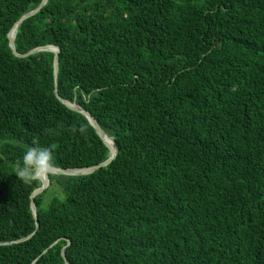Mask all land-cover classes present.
Masks as SVG:
<instances>
[{"label":"trees","instance_id":"trees-1","mask_svg":"<svg viewBox=\"0 0 264 264\" xmlns=\"http://www.w3.org/2000/svg\"><path fill=\"white\" fill-rule=\"evenodd\" d=\"M40 2L0 0V242L36 228L33 140L63 169L110 156L54 52L9 47ZM49 44L117 152L48 176L0 264H65L67 239L69 264H264V0H47L14 47Z\"/></svg>","mask_w":264,"mask_h":264},{"label":"water","instance_id":"water-1","mask_svg":"<svg viewBox=\"0 0 264 264\" xmlns=\"http://www.w3.org/2000/svg\"><path fill=\"white\" fill-rule=\"evenodd\" d=\"M47 2V0H41V2L38 4L37 7H35L34 9L30 10L29 12L23 14L15 23L14 25L11 27V29L9 30V32L7 33V37H8V44H9V47L11 48L13 54L17 55V56H21V57H25L29 54H32V53H35L37 51H40V50H51L54 52V56H53V80H54V94L55 96L61 101L63 102L64 104H66L69 108L73 109V110H76L80 113H82L83 115L86 116V118L89 120V122L92 124V126L94 127V130L95 132L98 134V136L102 139V141L104 142V144L108 147L109 151H110V156L104 160L103 162L99 163V164H96V165H92V166H88V167H75V168H66V169H63V168H60V167H56L57 171L56 173L58 174H64V175H82V174H88L92 171H94L95 169L103 166V165H106L108 163H110L112 161V159L115 157L116 155V152H117V149L113 143V145H109L106 141V134L104 133V131L101 129L100 125L98 124L97 120L88 112L86 111L85 109H83L81 106H79L78 104H76L75 102H69L67 100H64L62 99L61 97L58 96V93H57V58H58V47L56 45H52V44H49V45H44V46H37V47H34L28 51H26L25 53H18L14 47V36H15V31L13 32V29L15 28L16 30V26L18 25V23L36 13L37 11L40 10V8ZM13 32V34H12ZM37 179H39L41 181V185L37 188H35L31 195H30V208H31V211H32V215L33 217L35 218V223H36V228L38 226V221H37V216H36V205L33 201V197L42 192L47 186H48V183H49V180H48V176L46 177H36ZM35 228V230H36ZM35 230H33L30 234H28L27 236L23 237V238H19V239H15V240H12V241H4V242H0V244H10V243H15V242H20V241H23L25 239H28L30 238L34 233H35ZM55 242H53L52 244H54ZM70 243V241L67 239V242L66 244H64L61 248V255L63 257V260L65 262V264H69L68 260L66 259L65 257V254H64V250L66 248V246ZM51 244V245H52ZM46 249H44L42 251L45 252Z\"/></svg>","mask_w":264,"mask_h":264},{"label":"clouds","instance_id":"clouds-1","mask_svg":"<svg viewBox=\"0 0 264 264\" xmlns=\"http://www.w3.org/2000/svg\"><path fill=\"white\" fill-rule=\"evenodd\" d=\"M79 130L84 131L83 128ZM56 171L52 148L40 146L36 140H33V146L28 147L24 153L22 163L15 164V174L24 183H31L36 177L54 175Z\"/></svg>","mask_w":264,"mask_h":264},{"label":"rangeland","instance_id":"rangeland-1","mask_svg":"<svg viewBox=\"0 0 264 264\" xmlns=\"http://www.w3.org/2000/svg\"><path fill=\"white\" fill-rule=\"evenodd\" d=\"M15 166V165H14ZM53 189H57V186H52L51 188H50V190H48V192H47V195L45 196V198H44V203L43 204H45L46 202H47V200H48V198L50 197V196H52L51 194H52V190Z\"/></svg>","mask_w":264,"mask_h":264},{"label":"bare ground","instance_id":"bare-ground-1","mask_svg":"<svg viewBox=\"0 0 264 264\" xmlns=\"http://www.w3.org/2000/svg\"><path fill=\"white\" fill-rule=\"evenodd\" d=\"M15 31V28L13 29V32ZM12 32V34H13ZM106 141L109 145H113L112 139L106 136Z\"/></svg>","mask_w":264,"mask_h":264}]
</instances>
